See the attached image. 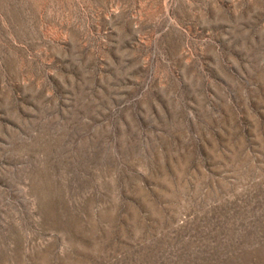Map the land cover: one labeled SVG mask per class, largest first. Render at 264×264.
<instances>
[{
  "label": "rangeland",
  "instance_id": "rangeland-1",
  "mask_svg": "<svg viewBox=\"0 0 264 264\" xmlns=\"http://www.w3.org/2000/svg\"><path fill=\"white\" fill-rule=\"evenodd\" d=\"M0 264H264V0H0Z\"/></svg>",
  "mask_w": 264,
  "mask_h": 264
}]
</instances>
